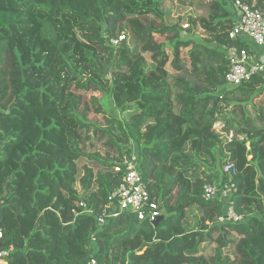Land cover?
I'll use <instances>...</instances> for the list:
<instances>
[{"label": "trees", "instance_id": "16d2710c", "mask_svg": "<svg viewBox=\"0 0 264 264\" xmlns=\"http://www.w3.org/2000/svg\"><path fill=\"white\" fill-rule=\"evenodd\" d=\"M241 1L264 14V0ZM177 4L189 10L172 23L165 0H0L7 264H88L92 239L100 264H264V76L226 82L228 50L244 47L230 39L231 0ZM131 143L160 219L147 206L100 228ZM229 163L242 221L222 223L204 186L228 182Z\"/></svg>", "mask_w": 264, "mask_h": 264}, {"label": "built area", "instance_id": "2783aa9c", "mask_svg": "<svg viewBox=\"0 0 264 264\" xmlns=\"http://www.w3.org/2000/svg\"><path fill=\"white\" fill-rule=\"evenodd\" d=\"M230 13L234 20V27L230 32V39L238 41L244 47H232L228 50L230 61L226 82L231 87H238L249 82L254 77L264 76V59L253 55L250 46L253 44L264 51V14L255 10L241 0H231ZM122 40V38H120ZM118 41H113L115 46ZM142 160L133 150L126 152L123 159L116 167V172H123L124 178L119 189L109 198V203L102 209L101 216H97V223L100 228L104 227L108 219L117 218L120 214L129 211H141L149 206L148 217L151 222H155L161 212L157 206L150 204V194L147 185L143 180ZM224 173L228 175L229 181L223 185L216 183L204 186V198L206 200L217 199L225 204V214L219 220L222 223H232L242 221L234 210L232 195L236 187L234 182L238 175V169L234 164L229 163L224 167ZM83 206V203H82ZM91 213V211L89 212ZM146 214L141 212L139 219L143 220ZM2 234L0 232V238ZM95 239H92L89 248L90 261L88 264H100L96 258L98 251L95 246ZM9 252L0 251V264H7Z\"/></svg>", "mask_w": 264, "mask_h": 264}, {"label": "rangeland", "instance_id": "374dc122", "mask_svg": "<svg viewBox=\"0 0 264 264\" xmlns=\"http://www.w3.org/2000/svg\"><path fill=\"white\" fill-rule=\"evenodd\" d=\"M225 2H228L229 4H230V0H224ZM165 6H166V8L167 9H171L172 11H173V13H171V16H170V19H169V21L170 22H177V21H179V19H178V17L180 16V15H182V14H184V13H186L188 10H189V7L188 6H186V7H179L177 10H176V6L178 7V4H177V0H165ZM198 11H204L203 9H200V10H198ZM202 15H204L205 14V12H200ZM178 19V20H177ZM186 24V23H185ZM183 25L184 26V28L185 27H187V25ZM198 35L201 37V35H202V30L201 29H199L198 30ZM150 58V57H149ZM148 58V59H149ZM151 59V58H150ZM261 99H264V94L260 97V99L259 100H261ZM259 100H256V102H255V104H259ZM226 110H227V112L229 113V111L231 110L230 109V107L229 108H225ZM110 110H111V112H113L114 114H119V112L117 111V110H115L114 109V107H113V104H112V102H110ZM131 117H127V119H130ZM223 128H224V122L223 121H216L215 123H214V125H213V129L217 132V133H219L222 137H225L224 136V131H223ZM222 133V134H221ZM233 133H231L230 135H228V138L229 139H231L232 137H233V135H232ZM102 144H103V142H99V143H97L96 144V149L97 150H99L100 151V153H102V154H104L105 153V151H106V149L104 148V146H102ZM132 143L130 144V145H128V147H131V149L133 150V148H132ZM128 147H126L125 148V150H127L128 149ZM131 150V151H132ZM185 152L187 153V155H189L191 158H193V154H192V152H191V150H190V148H189V146H186V148H185ZM201 157H199V158H202V159H205V160H207V163H208V167L211 169V170H214L215 171V173H217L218 175H220V173H221V169H222V167L220 166V164L218 163V165L217 166H215L216 168H214L213 169V160H212V158H211V156L208 154V153H200L199 154ZM205 169V167H203V170ZM188 170H190V168L188 167ZM187 170V171H188ZM206 172H208V170H206ZM188 173H189V171H188ZM198 175H200V174H198ZM189 176V175H188Z\"/></svg>", "mask_w": 264, "mask_h": 264}, {"label": "crops", "instance_id": "0c3cea01", "mask_svg": "<svg viewBox=\"0 0 264 264\" xmlns=\"http://www.w3.org/2000/svg\"><path fill=\"white\" fill-rule=\"evenodd\" d=\"M250 48H251V51H252V53H253V55H255V56H257V57H259V59H264V51L262 50V49H260V48H258V47H256L255 45H251L250 46ZM217 174V173H216ZM218 175V174H217ZM219 177L221 176V174L220 175H218ZM218 176H216L217 178H216V180L215 181H219V177Z\"/></svg>", "mask_w": 264, "mask_h": 264}, {"label": "water", "instance_id": "95a60500", "mask_svg": "<svg viewBox=\"0 0 264 264\" xmlns=\"http://www.w3.org/2000/svg\"><path fill=\"white\" fill-rule=\"evenodd\" d=\"M115 60H116V56H115L114 61H115ZM114 61H113V62H114ZM113 62L111 63V65L113 64ZM107 73H108V72L106 71V74H107ZM159 219H160V218H158L154 223L156 224V223L159 221Z\"/></svg>", "mask_w": 264, "mask_h": 264}]
</instances>
